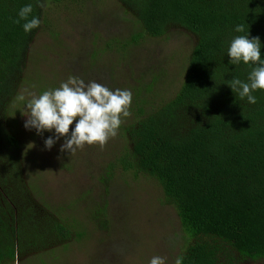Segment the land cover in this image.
I'll return each mask as SVG.
<instances>
[{"label": "trees", "instance_id": "16d2710c", "mask_svg": "<svg viewBox=\"0 0 264 264\" xmlns=\"http://www.w3.org/2000/svg\"><path fill=\"white\" fill-rule=\"evenodd\" d=\"M78 1L49 0L40 8L36 0H0V264L15 262V226L34 214L28 198L46 207L25 180L22 143L11 117L32 58L31 44L47 22L48 7ZM116 1L138 25L128 42H115L122 56L140 40L168 39L172 28L192 42L185 52L183 81L169 98L158 95L166 71L149 81L141 76L132 87L135 119L121 127L127 145L100 181L107 189L121 167L128 186L148 178L159 183L185 233L179 254L183 264H264V90L252 93L255 105L241 100L228 83L233 78L248 82L251 68L232 65L227 55L232 39L249 34L260 39L264 59V0ZM27 4L33 5L31 16L41 20L31 33L23 30L24 21L15 22ZM240 24L244 33L235 31ZM113 42L105 51L114 49ZM13 174L21 179L15 183L23 185L18 194L27 200L12 196ZM91 200L107 219V206ZM36 218L39 224L44 221ZM57 229L64 237L69 234L63 226Z\"/></svg>", "mask_w": 264, "mask_h": 264}, {"label": "rangeland", "instance_id": "374dc122", "mask_svg": "<svg viewBox=\"0 0 264 264\" xmlns=\"http://www.w3.org/2000/svg\"><path fill=\"white\" fill-rule=\"evenodd\" d=\"M45 16L47 22L31 44L32 58L18 91V97L26 99L14 103L11 115L22 143L25 180L29 190L35 192L36 201L46 205L41 209L34 199L32 203L31 198L19 195L17 190L23 185L15 183L21 179L13 174L12 196L26 199L34 212L15 226L20 264H149L154 256L174 264L185 245V233L177 211L165 202L159 183L148 178L128 186L130 179L121 175V167L107 189L100 181L106 167L124 152L127 141L121 127L135 119L134 113L105 150L86 146L70 155L60 150L64 137L48 150L45 141L55 139L54 131L38 134L36 129L25 127L26 102L29 93L39 95L53 89V85L58 88L69 76L81 78L86 84L95 81L111 90H130L133 95L132 87L139 85L141 76L149 81L156 73L166 71V85L158 88L164 100L183 81V61L192 38L172 28L168 39H156L155 43L140 40L138 45H128L122 56L115 51V42L129 41L138 25L116 0L52 5ZM112 41L114 49L105 51ZM154 98L155 95L149 99L152 104ZM134 108L132 102L131 109ZM74 128L75 122L70 132ZM93 198L96 204L107 206V219L95 210L96 206L92 207ZM36 217L44 221L39 224ZM58 225L69 234H60ZM6 239L13 242L5 236Z\"/></svg>", "mask_w": 264, "mask_h": 264}, {"label": "clouds", "instance_id": "9594fccd", "mask_svg": "<svg viewBox=\"0 0 264 264\" xmlns=\"http://www.w3.org/2000/svg\"><path fill=\"white\" fill-rule=\"evenodd\" d=\"M40 8H46L49 0H36ZM33 5L23 6L15 21L23 23V30L31 33L41 25L38 17L31 16ZM31 17V18H30ZM235 31L245 32L243 24L237 25ZM232 65L243 63L251 68L248 82L233 78L229 87L241 100L247 98L249 104L255 105L257 98L252 94L257 90H264V59L261 57V42L258 37L249 38L238 35L232 39L227 52ZM26 102L27 129H36L38 134L45 131L55 133V139L49 137L45 141L46 148L51 150L61 137L65 138L61 152L74 155L77 150L86 146H94L105 150L108 142L119 133V129L127 118L131 116L133 95L130 90H111L95 81L85 83L81 78L69 76L58 88L43 91L41 94L29 93ZM25 101V96L18 97ZM75 122V128L70 127ZM183 256L175 259L174 264H183ZM15 264H20L17 251ZM149 264H166V258L154 256Z\"/></svg>", "mask_w": 264, "mask_h": 264}]
</instances>
